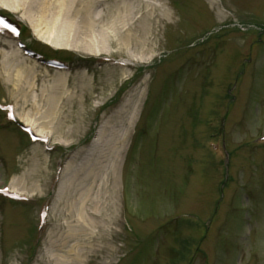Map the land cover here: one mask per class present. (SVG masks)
<instances>
[{
	"label": "rangeland",
	"instance_id": "rangeland-1",
	"mask_svg": "<svg viewBox=\"0 0 264 264\" xmlns=\"http://www.w3.org/2000/svg\"><path fill=\"white\" fill-rule=\"evenodd\" d=\"M34 1L0 0L17 7L0 11L24 25L29 48L69 68L10 41L15 54L0 35V104L48 139L30 144L1 112L0 187L31 201L0 197V264L70 261L82 219L81 240L99 234L72 264H264V0ZM159 5L169 20L155 18ZM124 59L132 66L114 61ZM15 70L30 72L21 88ZM133 110L112 177L113 155L101 152L104 170L96 156Z\"/></svg>",
	"mask_w": 264,
	"mask_h": 264
},
{
	"label": "bare ground",
	"instance_id": "bare-ground-1",
	"mask_svg": "<svg viewBox=\"0 0 264 264\" xmlns=\"http://www.w3.org/2000/svg\"><path fill=\"white\" fill-rule=\"evenodd\" d=\"M32 1H34V0H32ZM38 2V5L39 6H45V4H46V2L47 1H49V0H37ZM63 1V0H62ZM35 2V1H34ZM91 2H93V1H91ZM92 4V3H91ZM91 4L89 5V6H86V9L84 10V22H83V24L85 25L84 27L86 28V27H88V26H90L91 24H92V19L90 18V16H91V13H92V6H91ZM94 5V4H93ZM158 7H160L159 9V11L157 12V15H156V17L155 18H157V20H159L160 22H162V21H166V20H169V14L166 12V10L163 8V7H161V5H159ZM0 8H8V9H11V11H16V9H17V7L16 6H9V5H7L6 3H4V2H0ZM156 20V21H157ZM33 33L39 38V39H41V40H44V42H46V44H51L50 42H49V39L48 38H43L40 34H39V31H38V29H37V26H34V28H33ZM4 42V44L5 45H7L8 46V48L10 49V47H12L13 48V51L15 50V54H16V52L18 51L16 48H14L13 46H12V44H11V42L9 41V40H7V41H3ZM3 48V47H2ZM11 50V49H10ZM4 65H6L5 63H2V66H4ZM15 72V82H16V84H17V82H19L20 80H22V82H23V79H26L27 78V76L30 74V72L29 71H27L26 73L27 74H24V72H22V71H20V70H15L14 71ZM13 82V81H12ZM17 86L18 87H20L18 84H17ZM21 88V87H20ZM134 114H135V111L133 110V113H132V116H131V118L127 121V123L125 124V130H124V132L120 135V131H119V133H115L114 135H118L117 136V138H116V144L114 143L113 144V142L110 144V146H105V148L104 149H100V154L99 155H97L96 156V159L99 161V162H97V164L99 165L98 167H97V169H103L104 170V168L102 167V166H100V162H103V161H105V160H103V157H102V154H101V152L103 153V151H107V152H110L111 153V155H113V165L110 167L111 168V171L109 172V174H111L112 175V177H113V175H114V173H115V170H116V166H117V161H118V158H119V156H120V154H121V151H122V148H123V146H124V144H125V142H126V139H127V133H128V129L129 128H131V126H132V121H133V117H134ZM16 118L18 119V120H20L21 122H23V124H25L26 126H30L34 131L36 130V134H41L42 133V130H39V129H37V126H35L34 125V123H32V122H29L27 119H25V118H22L21 117V115H16ZM96 144V143H95ZM117 144H119V146H118V149H115L116 148V145ZM115 145V146H114ZM115 147V148H114ZM109 168V167H108ZM97 169L95 168L93 171H92V174L90 173V175H93V174H96V172H97ZM99 174V173H98ZM93 177H97V174L96 175H93ZM107 179H108V176H106V181H107ZM105 181V184L107 183ZM111 181V180H110ZM108 182H109V179H108ZM12 188L14 189V186H12ZM16 191V190H15ZM91 206H93V205H91ZM94 211H96V210H94ZM98 215H100V214H98V213H95L94 214V216H98ZM109 216V218L107 219V220H103V223H101V225H104V226H110V229H108V231H110V230H112L113 228V213L112 214H109L108 215ZM79 221H81L79 224H78V228L76 229V231H75V233H74V231H72L71 232V234H69V235H67V240H69V239H72L73 241H76L77 243H75L73 246H71L70 248H68L69 250L67 251V253H68V255H72V258L70 259V261H68L67 260V257H66V259H63V257H57V258H55V259H53L52 260V264H72V263H75V262H79V260H80V258H81V256L83 255V251L82 252H76L77 250H78V247L80 246V244H82V242L81 241H84V242H86V240H88V242L90 243V239H94L95 237H96V235L97 234H99V233H96V234H94L93 235V232L91 231V232H88V234H87V236H88V238L87 239H82L81 240V238H82V236H86L85 234H83V228H84V226H83V223L84 222H82L83 221V219L82 220H79ZM104 222H105V224H104ZM100 224H99V226L98 227H100L101 226ZM87 226V225H86ZM95 226V225H94ZM86 229H88V226L86 227ZM90 229V228H89ZM103 229H105V228H103ZM90 231V230H89ZM100 231V230H99ZM98 231V232H99ZM72 233H74V234H72ZM103 233L104 234H102L101 235V237L102 238H105V230H103ZM83 242V245L84 244H86V243H84ZM88 244V243H87ZM89 248H90V245H89ZM82 253V254H81ZM79 259V260H78Z\"/></svg>",
	"mask_w": 264,
	"mask_h": 264
},
{
	"label": "snow or ice",
	"instance_id": "snow-or-ice-1",
	"mask_svg": "<svg viewBox=\"0 0 264 264\" xmlns=\"http://www.w3.org/2000/svg\"><path fill=\"white\" fill-rule=\"evenodd\" d=\"M14 31V30H13Z\"/></svg>",
	"mask_w": 264,
	"mask_h": 264
}]
</instances>
